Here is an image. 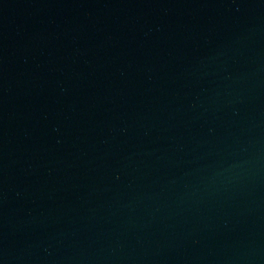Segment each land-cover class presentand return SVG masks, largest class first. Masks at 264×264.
Segmentation results:
<instances>
[{"label":"water","instance_id":"95a60500","mask_svg":"<svg viewBox=\"0 0 264 264\" xmlns=\"http://www.w3.org/2000/svg\"><path fill=\"white\" fill-rule=\"evenodd\" d=\"M0 264H264V0H0Z\"/></svg>","mask_w":264,"mask_h":264}]
</instances>
